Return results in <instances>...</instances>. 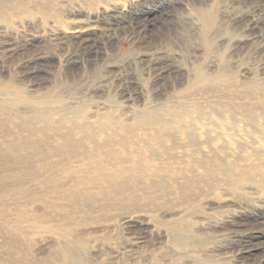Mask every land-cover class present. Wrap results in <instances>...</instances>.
Segmentation results:
<instances>
[{
	"label": "rangeland",
	"instance_id": "1",
	"mask_svg": "<svg viewBox=\"0 0 264 264\" xmlns=\"http://www.w3.org/2000/svg\"><path fill=\"white\" fill-rule=\"evenodd\" d=\"M112 1L122 4L121 15L102 8ZM224 7L239 11L238 18ZM198 11H213L221 30L210 49L200 37ZM78 24L95 26L92 51L79 42L85 34L69 30ZM163 62L172 69L158 78ZM218 73L230 74L235 85L213 80ZM258 86L264 87V0H0V264H68L69 255L76 264H264L258 171L235 184L225 169L264 160ZM18 95L31 101L17 102ZM179 104L193 118L191 157L208 184L190 196L165 175L167 196L160 188L152 201L134 188L115 205L116 190L101 191L90 180L77 184L78 164L51 166L50 145L66 130H52L61 108L69 111L65 127L83 110L86 130L113 112L121 123L111 132L119 137L124 124L142 134L137 113ZM195 104L203 110L198 119ZM32 108L50 110L47 128L41 119L27 121ZM200 126L210 129L209 144L200 143ZM258 147L262 156L255 158ZM205 149L209 159L201 167ZM148 185L142 188L151 192ZM81 240L86 256L71 242Z\"/></svg>",
	"mask_w": 264,
	"mask_h": 264
},
{
	"label": "bare ground",
	"instance_id": "2",
	"mask_svg": "<svg viewBox=\"0 0 264 264\" xmlns=\"http://www.w3.org/2000/svg\"><path fill=\"white\" fill-rule=\"evenodd\" d=\"M104 3L105 5L104 7L102 6V8L105 11H110L114 13L115 16H119L123 13V7L120 2L112 1ZM64 10L67 12L69 11L68 9ZM223 11L225 14L231 16V18H238L237 16L239 15V11L234 8L224 7ZM196 14L201 27L200 37L209 47L211 39L215 38L221 31L217 24H214V12L208 11L207 13H202L198 11ZM148 22H151V20ZM69 30H72L74 34L78 36L85 34L86 36L79 38L80 44L83 46L91 45L92 47L89 48L90 51L94 49L97 43V38L93 37L91 34L96 33L95 26L92 24H78ZM208 49H210V47ZM171 69L172 66L169 63L160 67L157 74L158 78H164L170 73ZM199 77L200 81L204 79V76L201 74ZM224 79L230 80L233 84V79L230 74L226 75L224 73H218L213 77V80L217 81ZM258 87L262 88L260 86ZM16 101L30 102L31 100L26 96L18 95ZM37 104L42 105L46 104V102L38 101ZM176 108L177 110L171 111H158L156 109L145 110L141 113H137L133 119L135 125L140 128L142 134L136 133V135H132V131L129 133L130 130L124 124V134H119V137H115L114 132H111L113 130L112 127H117V124L121 123L119 118L113 112H108L99 117L100 124L96 130H86L88 124L86 125L85 122L80 121L83 110L75 111V119H73L72 122L65 127L64 118L69 111L66 108H61L59 117L52 125V130L61 131L63 128H66V130L64 129V131L61 132V136L58 141L55 142L54 140V142L50 145L52 149L51 157L53 158V160L51 159V166H60L63 162H67L69 166L78 164L79 169L78 171L75 170L78 172L77 184L90 180L92 184L101 191H109L110 189L113 191L116 190L117 195L112 196L113 204L115 205L120 204L118 203L120 198H129L128 196L133 194V190H135L134 188L141 191V194H144V198L154 201L153 199L162 194L160 188L167 191V188L169 187L162 186L165 178H167L165 175L168 177L170 176L168 182L171 186L175 184L182 196H190L192 191L198 188L199 185L208 184L206 180H203L204 178L202 177V174H198V171L195 170L194 162L196 161H193V157H191L194 154V149H191L193 146L192 138L195 134L193 118L189 116L186 110V105L179 104ZM194 109L197 112V119L200 118L201 112L203 111L202 108L195 104ZM30 110L33 112V115H30V117L27 118V121L30 123L34 117L41 119L43 122L42 127L47 128L50 120V113L48 111L50 110H41V108L39 110H34V108ZM199 129L201 130L200 135L204 136L199 139L200 143L209 144L211 141L210 129L205 126H200ZM97 130L103 132V134L99 137L96 134ZM76 131H80L81 133L79 132L80 134L75 136ZM178 131L182 132V135H178ZM219 135V133L216 134V136ZM260 135V138L263 141L260 147L264 149V132L261 131ZM237 142L236 144L238 147H251V145L245 140H237ZM63 147L66 148V150H63ZM260 147L252 149L251 154L254 155L255 158L262 156ZM208 148L209 145L207 146V149ZM207 149H205L203 154L204 159L201 162V167L209 159V157L206 156V152L209 151ZM209 149L211 150V147ZM67 156L68 158L66 160ZM187 156H190L191 159H186L185 161ZM180 162H184V164L182 166L178 165ZM63 168L65 171L72 170V168L68 166H64ZM186 169H190L192 171L190 175L187 174ZM225 169L227 172L232 173V178H234L235 184H240L246 181V175L249 171H253L254 169L257 170L258 175L253 183L264 194V160L251 162L243 167L232 163L225 166ZM135 171H138L137 175L134 174ZM204 171L205 175H207L206 172H210L209 168H204ZM145 178L150 180L149 184L152 186L144 182ZM146 185L151 188V192L142 188ZM113 191L110 190L111 194H113ZM88 192L89 191L84 190L82 195L85 196ZM169 193L170 192L167 191V193L163 194L164 196H167ZM138 199L136 196V200ZM183 230L184 233L188 232L187 227H184ZM173 233L176 234V230H174ZM71 242L81 246V250L85 255V249L87 246V242L85 240ZM89 251L91 250L89 249ZM66 262L68 264H76L74 256L71 255L67 256Z\"/></svg>",
	"mask_w": 264,
	"mask_h": 264
}]
</instances>
